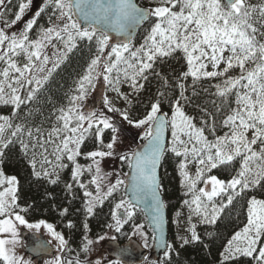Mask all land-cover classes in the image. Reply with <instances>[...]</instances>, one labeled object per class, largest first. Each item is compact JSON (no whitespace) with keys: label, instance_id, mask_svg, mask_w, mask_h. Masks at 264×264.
<instances>
[{"label":"snow or ice","instance_id":"6c2138e0","mask_svg":"<svg viewBox=\"0 0 264 264\" xmlns=\"http://www.w3.org/2000/svg\"><path fill=\"white\" fill-rule=\"evenodd\" d=\"M32 2L20 0L14 5L18 10L12 14L11 20L5 19V13L0 12L3 23L0 27V103L10 104L18 110L21 105L36 100L37 94L80 42L86 41L90 51L94 46L95 52L84 74L76 82L73 93L68 96V106L53 113L55 121L50 129L14 124L13 119L18 115L16 111L11 116L0 115V157L4 156V149L10 144L19 142L23 154L29 159L34 177L46 179L52 185L60 181V172L68 167L63 163L66 159L73 165L72 180L84 189L85 212L91 216L94 208L102 206L120 186L125 185V181L117 179L115 184L105 185L104 180L110 174L102 173L100 167L101 159L114 156L119 129L102 112L82 111L81 103L95 87L96 81L102 78L104 84L131 107L130 96H138L144 89L141 81L149 79L157 60L163 63L165 58H173L175 53L182 52L187 71L177 78L180 99L170 101L174 105L170 119L161 113L160 97L166 94L158 91V98L151 103L145 117L135 122V127L145 128L147 143L143 151L134 152L131 158L120 156L134 169L131 192L137 202L148 201L155 231L161 234L159 242L165 257L173 249V245L165 243L163 237L165 204L160 195L163 189L157 171L165 151L183 158L179 163L181 187L186 189V195H191V200L184 201L189 212L185 231L190 238L178 236L181 247L200 240L194 217L201 224L215 225L224 209L231 206L237 197L264 184V4H247L246 0H157L156 6L141 8L134 0H42L44 6L34 12L35 18L29 20L22 30L6 31L21 21ZM6 4L11 5L12 0H0V6ZM46 11L49 13L48 26L40 27L33 37L30 34L37 25V19ZM254 13H258V18ZM150 19H153V24L144 43L133 48L131 33L135 27ZM112 32L124 37V40L110 44ZM49 48L53 49L51 55L47 51ZM106 49L109 51L106 52ZM209 65L212 71H207ZM235 69L239 70V75H228ZM155 74L160 76L159 72ZM189 76L193 78V84L201 78H224L222 83L214 85V95L222 104H228L229 97L235 96V107L229 105V114L222 122L223 127L228 129L223 136H216L213 122L209 131L214 139L209 140L204 128L196 127L192 118L182 110L181 100L189 98L185 96V84L180 80ZM161 79L164 87H168L167 79L162 76ZM122 84H128L131 92L121 93ZM193 95L196 93L193 92ZM103 104L108 112H120L123 120L134 123L128 110L114 107L107 96ZM169 127L172 139L171 146L166 148L164 132ZM108 129L112 136L105 145L102 136ZM89 136H94L107 151L89 152L87 156L92 164L83 169L76 158L81 155V146ZM237 158L239 168L234 170L229 180L207 175L214 169L227 170L226 166H232ZM193 163L196 172L191 176L188 166ZM84 171L92 173L89 183L95 186V194L80 182ZM201 183L205 187L198 188ZM17 185L15 176L5 177L0 171V217H7L0 219V234H11V239H0V261L3 264H22L13 251L18 242L15 222L30 230L38 231L43 227L58 241V250L63 251L67 241L52 224L44 221L28 223L22 215L14 212L18 207ZM66 188L71 192L72 184H67ZM217 197H226V200L222 198L217 203ZM134 207L131 201L124 199L115 203L111 211L114 224L108 227L120 233L133 218ZM66 213L67 209H64L61 214ZM68 227H72L71 223ZM141 228L143 225H136L133 235ZM99 239L104 240L105 237ZM111 239L115 240V237ZM144 239L147 240V237ZM85 241L83 251L87 253L93 241L87 238ZM36 250L46 251L42 244H38ZM240 256L249 258L255 264H264V200L252 198L249 201L247 222L228 240L221 253L220 264H228ZM52 264L65 262L56 257ZM66 264L74 262L68 260ZM75 264H81L78 258Z\"/></svg>","mask_w":264,"mask_h":264},{"label":"trees","instance_id":"16d2710c","mask_svg":"<svg viewBox=\"0 0 264 264\" xmlns=\"http://www.w3.org/2000/svg\"><path fill=\"white\" fill-rule=\"evenodd\" d=\"M24 1L25 0H23V2ZM250 1L253 5L264 4V0ZM18 2H20V0H12V4L7 5L5 10L7 17L11 16V18H13L12 14L18 10L14 5ZM137 2L142 7H147L145 5V0H137ZM48 15L49 13L46 11L39 17V21L35 27L37 31H39L40 27L48 26ZM254 16L258 18V14H254ZM151 23L152 19L142 27L135 40L132 42L134 43L133 45H135L137 41L145 38L150 31L152 26ZM258 26L259 25H257V27ZM94 52V46L90 51L86 41L79 43L78 48L69 54L61 68L55 72L56 74H54L55 79L52 80L53 82L50 85L47 83L37 94L42 104H36L35 108L34 106L29 107L28 104H25L17 110V112L22 110L21 114L24 116V124L32 119L37 120L34 118L42 111L49 113V111L62 100L61 98L65 96L70 84L73 83V78L77 79V77L84 74ZM178 63L179 62L174 58L165 60L161 63V70L169 72V74L174 75L175 78L181 76L183 69ZM198 90L199 89H187L185 90V96L194 103L193 110L197 114L195 117L198 121L195 118L194 122L192 120L193 124L198 128L203 127L205 130L210 120L212 122L218 121L217 118L215 119V115H213L217 107L216 104L224 106V108H229L230 103H234V101H228V104H222L217 96H214L215 98H210L205 93L202 94ZM179 91L181 90L179 89ZM193 92H195L196 95H193ZM178 97L180 99V95H178ZM200 112L205 114L204 117L206 116V118H203ZM143 142H145L144 138L139 141L140 144ZM95 144L94 136L85 140L84 144L81 146L79 164L82 165L83 162L92 161L88 158L87 154L96 150L97 147ZM166 155L167 152L163 158L161 172L169 169L168 166L166 167ZM128 157L131 158L130 155ZM67 164L68 167L60 173V181L56 185H52L48 183L46 179H37L34 177L29 159L23 154L19 142L10 144L7 149H4V156L0 157V168L5 177L15 176L18 180V191L16 193L18 207L14 209V212L22 215L28 222L46 221L52 224L54 229L67 239V245L63 254L65 264L68 260H73L75 264L77 258L81 264H91L89 258L92 253L93 244L99 237L109 232L110 228L108 225L114 223L111 219V211L114 209L115 203L124 199V194L121 189L118 194H114L105 200L102 206H97L91 216L87 215L85 212L86 198L83 195L84 189H81L79 185L72 180V167L69 163ZM238 168L239 158L235 160L234 167L228 169L227 173L221 176L220 179L224 181L229 180L234 170ZM123 171L126 174L130 171L127 160L124 161ZM161 180L162 193L167 207L168 219H170V214L178 208L179 204L190 197L186 195L185 192L178 193L176 189H170V191H168L171 185H166L162 177ZM80 182L84 184L82 178ZM67 184H72L71 192L67 190ZM87 190L90 191L88 186ZM256 197L264 199V184L260 187L248 190L237 197L231 206L224 209L215 225H199L198 235L200 236V240L185 245L184 247H179L172 243L169 227V243L173 245V249L167 258L165 255L162 256V261L159 264H220L221 253L225 245L234 233L240 231L246 224L249 201ZM222 198L226 200V197H217L215 199L217 203H219ZM21 209L27 210L21 211ZM64 209H67V213L62 215L61 213ZM134 213L133 218L124 225L121 232L115 233V236L121 243L127 242L131 233L134 231V227L141 224L145 226L150 238H153L152 231L147 224L143 211L134 207ZM5 218L6 217H0V219ZM69 223H71L72 227H68ZM85 224L87 225V229L85 228ZM85 238L93 241V244L90 246V251L87 253L83 251V245L86 242ZM0 264H3V261H0ZM228 264H255V262L247 257L240 256L229 261Z\"/></svg>","mask_w":264,"mask_h":264},{"label":"rangeland","instance_id":"374dc122","mask_svg":"<svg viewBox=\"0 0 264 264\" xmlns=\"http://www.w3.org/2000/svg\"><path fill=\"white\" fill-rule=\"evenodd\" d=\"M24 2H27V0H25ZM156 3H157V0H145V5L147 6L146 8H152V7L156 6ZM246 3L252 4V2L250 0H246ZM43 6L44 5L42 3V0H33L30 8L26 10L21 21L17 22L11 29H6V31L12 32V31L22 30L24 25L29 20L35 18L34 12ZM6 7H7V4L5 6H0V12L5 13ZM254 14H258V13H254ZM5 19L11 20L12 18H11V16L7 17V15L5 14ZM38 21H39V18L37 19V23H38ZM152 24H153V19H152L151 25ZM0 27H3L2 21H0ZM35 27L36 26H34V29H33L32 33L30 34L33 37H35L36 32H38L35 29ZM143 43H144V39L139 40V41H137V43H135V45H133L134 43H132V47L138 48ZM47 51L51 55V52L53 51V49L49 48V49H47ZM107 51H109V49H106V52ZM226 55H227V53H226ZM173 58L179 62L178 65L180 67L182 66V69H183L182 73L186 72L187 71V63H186V59L183 56V53L177 52L174 54ZM168 59H172V58H165V60H168ZM62 65H63V63L61 64V66ZM61 66H60V68H61ZM161 67H162V64H161L160 60H157V62L154 65L153 70H151V72L149 74V79L146 82L141 81L145 85L144 89L138 94V96H130V99H132L131 107H129L123 100L119 99L117 97L116 93L112 92L109 89V87L104 84L102 78L96 81L95 87L88 92V95L86 96L85 100L81 103L82 111H84V112L95 111L97 113L102 112L105 115H107L108 117H110L111 121L119 129V131L117 133L119 138H118L116 145H114V153H115L114 156L105 157V158L101 159V161H100V167H101L102 173L110 174V175H107L105 180H104L105 185L109 184V183L115 184L117 179H122L125 181L126 176H127V174L124 173V171H123V164H124L125 160H121L120 156H123V155H126V156L130 155L131 156L135 147L140 144L139 141L142 138H144L145 128L144 127H141V128L135 127V122L139 121L140 119H143L145 117L146 113L150 110L151 103L154 102L158 98L157 97L158 91H163L166 94L165 97H160L161 111H164L166 113L168 119H170V117H171V113H172L174 105L172 103H170V101H174V100L179 99L178 95L180 94V91H179L178 87L176 86L177 85L176 78H178L180 76L175 78L174 75L169 74V72L161 70ZM220 67L223 68L224 65L221 64ZM249 67H252V65H249ZM163 68H164V66H163ZM59 69H57V70H59ZM212 70L213 69H212L211 65H209L207 68V71H212ZM55 72H54V74H56ZM156 72H159L160 76H157L155 74ZM54 74L50 78V80L47 82L48 85H50L53 82L52 80L55 79ZM228 75H230V76L239 75V70L238 69L232 70L228 73ZM161 76L167 79L168 85H169L168 87H164V83H163V80L161 79ZM80 77L81 76L77 77V79L73 78V80H72L73 83L70 84V87H69V89H67L65 96L63 98H61L62 100L59 101V103H61L62 105L57 103L55 105V107L51 111H49V113L48 112L46 113V111L40 112L34 118L37 120L32 119L31 121H29L27 123L25 122V124H24V121H23L24 116H23V114H21L22 110L20 112H17V110L14 109V107L12 105L3 104V103H0V110H1L0 115L11 116L12 113L14 111H16L18 113V115L16 118L13 119L14 124H24L25 127H33V128L40 126L44 129H50L52 124L55 121V116L53 115V113H55L56 110L61 108V107H67L68 106V96L73 93V90L76 87V82L79 80ZM223 79L224 78H222V77L207 78V79L201 78L199 81H197L195 84H193V78L191 76H189L186 80H180V82L185 84V90H187V89L188 90L189 89H191V90L199 89L198 91L200 93H202V94L205 93L208 97L211 98V97L215 96L214 93L216 92L214 85L222 83ZM120 91H121V93L128 94L131 92V89L129 88L128 84H122L120 86ZM22 95H23V93H22ZM105 96H107L111 100L114 107L119 108L121 110L127 109L128 113H129V118L134 123L129 124L128 121L123 120V117L121 116L120 112H108L107 109L104 107V104H103V100H104ZM234 100H235L234 95L229 97L230 102L234 101ZM38 103L42 104V102L40 101V97L37 96L36 100L29 102L27 104L29 105V107L34 106V108H35L36 104H38ZM193 105H194V103H192L191 100H187V101L182 100L181 101L182 110L185 112V114L187 116L191 117L193 122H194V119L196 118L195 115H197V114L193 110L194 109ZM21 106H23V105H21ZM216 106L217 107H216L215 113L213 114V115H215V119L217 118V120H218L217 122L213 121L215 123V134H216V136H223L226 132H228V129L223 127L222 122L224 119H226L227 115L229 114V108H224V106H219L217 104H216ZM230 106L235 107V103H230ZM200 114H201V116H203V118H206V116L204 117L205 114H203L201 112H200ZM196 120H197V118H196ZM213 122L211 120L208 122V127L205 129V132H204V134L208 137L209 140L214 139L213 135L209 131V129L213 126ZM111 136H112L111 130L110 129L105 130L103 133V136H102L103 144L106 145L108 142H110ZM90 137H92V136H89L88 138H90ZM249 138H251V132L249 133ZM171 139H172L171 129L169 127L168 147L171 146ZM182 139H186V138L182 137ZM94 142L96 143L95 144V146L97 147L96 150L107 151V149L102 147L100 145V143L95 140V138H94ZM166 156H167L166 157V167L168 166L169 169L167 171L165 170V171L161 172V174H162L161 177L165 181L166 185H168V184L171 185L170 186L171 188H168V191H170V189L171 190L176 189L178 193L179 192H185L186 193V189L181 187V179L182 178L180 176V171H179V163L181 162V160L183 158L182 157H176L170 151H167ZM50 159H51V157H50ZM97 159H100V158H97ZM235 160L232 162V166H227V170L234 167ZM76 162L79 164V162H80L79 156L76 158ZM63 163H65V164L69 163V165L73 168V165L70 162H68L66 159L63 161ZM91 164H92V161L89 160L87 162H83L82 165L81 164L80 165L82 166L83 169H87L88 166ZM37 170H39V165H37ZM227 170L222 171L221 169H214L211 173H208L207 175H217V177L220 179L221 176H223L225 173H227ZM0 171H2L1 168H0ZM93 172H94V168H93ZM188 172L191 176L195 175L196 165L194 163L190 164L188 166ZM81 178H82L84 184L90 188V191H92L95 194V186L91 185L89 183L90 180L92 179V173H89L88 171H84L83 175L80 177V180H81ZM4 187H7V185H4ZM197 187L198 188L199 187H205V185L203 183H201V184H198ZM207 187L210 188V186H207ZM121 189L123 190L124 200H126L125 193H124L125 185L120 186L119 189L113 193V195L118 194ZM0 190H2V189H0ZM104 190L106 191V188ZM189 197L190 198L187 200H191V195H189ZM256 199L257 200H264V199H259L257 197H256ZM120 211L123 212V209H121ZM177 213H179L180 215L177 216ZM188 214H189L188 208H187V206L184 205V201H182L179 204L178 208L170 214V219H169L170 220L169 221L170 226H168V228L170 227V238H171L172 243H174L175 245H177L179 247H181L180 246L181 241L178 239V236H188L190 238V234L185 231V229L187 227ZM12 218L14 220V217H12ZM44 222L48 223L46 221H44ZM193 222L196 223V225H197L196 231L198 234V227H199V225H201V223L199 222V219L197 217L193 218ZM15 223H17V231H18L17 241L18 242L15 245V247L13 248V251L16 254V256L21 259L22 264H34L25 254V249L28 246H30V244L32 242L36 241L34 236L38 235V234L45 236L48 239V243L55 249V252H56L54 257H52L51 259H46V260L42 261L40 264H52V262L55 260L56 257H60L61 260L64 261L63 254L65 252V249L63 251L58 250L59 249L58 241L54 240L51 237V235L47 232L46 229L41 227V229L38 231L35 229L30 230L24 226L18 225V222H15ZM28 223L35 224L34 222H28ZM36 223H39V222H36ZM141 225H143V224H141ZM24 232H26L27 235L23 238ZM133 232L131 233L129 239H133L134 241L139 243L143 248H145L151 252L152 248H153L154 240H153V238L152 239L150 238L145 226L143 225V228L139 229V231L136 232L135 235H133ZM115 233L116 232L114 231V229H110L108 233L103 235V237H105L104 240L98 239L94 242L92 253H91L90 258H89L91 264H96V261H100V264H115L116 261L114 259L110 258L103 250L106 243H108L110 241H115L117 239V237L115 236ZM141 233L143 235H141ZM112 237H115V240L111 239ZM144 237H147V240H145ZM0 239H11V234L10 233L0 234ZM65 240H67V239L65 238ZM145 243H147V247H145ZM190 244H192V243H190ZM7 247H12V246L8 245ZM220 260H221V258H220ZM161 261L162 260L155 262V261H153L152 257L149 255L144 264H159V263H161Z\"/></svg>","mask_w":264,"mask_h":264},{"label":"water","instance_id":"95a60500","mask_svg":"<svg viewBox=\"0 0 264 264\" xmlns=\"http://www.w3.org/2000/svg\"><path fill=\"white\" fill-rule=\"evenodd\" d=\"M134 3H136L137 6L144 8L137 3V0H134ZM148 21L135 27L134 31L131 33V43L134 41L139 31ZM123 40H124V37L118 36L115 32L111 33L110 44H117V43L122 42ZM161 113L165 114V112L163 111H161ZM168 139H169V128H167L164 132V141H165L166 148L168 145ZM146 143L147 142L145 141L144 143L138 145L134 149L133 153L142 152ZM164 155H163V158H164ZM163 158L157 170L158 176L160 178V182H161V167L163 163ZM133 170H134L133 168H130V172L125 179V196L128 199V201H131L135 205V207L141 209L145 214L147 223L150 229L152 230L154 236L156 237L154 241V245H153V250L151 252V256L153 257V260L157 261L164 254V250L160 247V242H159L161 234L160 232L155 231V225L152 221V212H151L150 207L148 206V201L137 202L136 198L133 196L131 192L130 185H131V175H132ZM160 195L164 202L162 193H160ZM163 217H164L163 237H164L165 243H168L169 230H168V214H167L166 205H165V208L163 209ZM25 235L26 233H24L23 236ZM36 238L38 239V242L35 245L26 248L25 253L34 264H40L42 261L46 259H51L54 256V249L48 243L45 237L36 236ZM38 244H42L44 246V249H46V251L44 250L37 251L36 249H37ZM104 251L108 254V256H110L111 258L117 259L120 263H123V264H144L146 257L149 255V251L143 248L139 243H137L133 239H130L124 245L120 244L118 241H110L105 244Z\"/></svg>","mask_w":264,"mask_h":264},{"label":"flooded vegetation","instance_id":"af4514ba","mask_svg":"<svg viewBox=\"0 0 264 264\" xmlns=\"http://www.w3.org/2000/svg\"><path fill=\"white\" fill-rule=\"evenodd\" d=\"M36 242V241H35ZM35 242H32L30 245H33Z\"/></svg>","mask_w":264,"mask_h":264}]
</instances>
